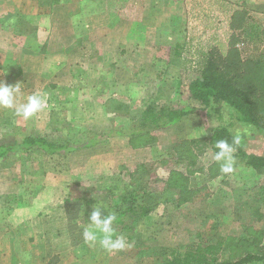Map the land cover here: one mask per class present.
I'll return each mask as SVG.
<instances>
[{
    "label": "rangeland",
    "instance_id": "obj_1",
    "mask_svg": "<svg viewBox=\"0 0 264 264\" xmlns=\"http://www.w3.org/2000/svg\"><path fill=\"white\" fill-rule=\"evenodd\" d=\"M5 4L7 0H0V8ZM129 12L128 22L133 23V14ZM7 36L0 35V46L6 44ZM124 65L127 68L120 79H109L114 67L99 72L104 79H94L97 90L93 98L89 94L77 95L73 91L75 81L59 79L65 83L53 85L48 91L49 108L27 123L10 110L0 109V135L16 129L54 137L52 128L57 121L70 123L79 130L127 127L139 117L145 104L156 98L174 106L190 105L196 112L171 127L149 131L138 139L114 138L89 151L45 159L41 170L38 159L32 164H25L23 158L14 160L0 171V264H12L11 257H16L13 264H155L161 250L186 246L200 232H208L212 239L224 238L233 255L245 249L233 246L238 239L250 244L258 240L264 246V170L242 168L233 176L222 175L211 153L197 158L196 165L190 166L191 154L184 149L189 140L208 137L228 123L232 124L233 133L247 126L231 120V112L225 106L203 109L192 103L186 87L195 72L188 68L158 66L155 71L170 78L157 77L156 82L148 79L142 91L136 83L140 81L134 74L136 70L129 62ZM248 68L240 70L243 75L239 80L244 86L260 81L261 73L256 79L246 75L253 71ZM8 70L12 72L14 67ZM127 79L133 83H119ZM6 80L0 79L8 85L24 79ZM33 85L31 92L21 87L25 97L42 91ZM257 90H261L258 94L262 97L261 85ZM241 144L248 152L264 153L261 137L250 129L249 135H242ZM37 170L40 172L34 176ZM135 173L133 179L140 180L158 197L155 211L138 224L141 244L129 242L131 248L118 252H108L99 244H85L81 201L92 190L131 181ZM170 174H174V179L168 186Z\"/></svg>",
    "mask_w": 264,
    "mask_h": 264
},
{
    "label": "crops",
    "instance_id": "obj_2",
    "mask_svg": "<svg viewBox=\"0 0 264 264\" xmlns=\"http://www.w3.org/2000/svg\"><path fill=\"white\" fill-rule=\"evenodd\" d=\"M0 35L10 36L0 46V79H24L26 92L75 81L77 95L93 98L99 72L114 67L109 79H120L128 62L142 91L148 79L170 78L158 66L196 73L211 60L256 68L264 79V0H7Z\"/></svg>",
    "mask_w": 264,
    "mask_h": 264
},
{
    "label": "trees",
    "instance_id": "obj_3",
    "mask_svg": "<svg viewBox=\"0 0 264 264\" xmlns=\"http://www.w3.org/2000/svg\"><path fill=\"white\" fill-rule=\"evenodd\" d=\"M258 74L259 70L254 68L247 75L256 79ZM242 75L241 71H232L224 62L211 60L189 81L186 87L188 97L192 103L199 104L203 109L226 105L231 112V120L249 127L261 137L264 147V79L244 86L239 80ZM260 85L262 97L258 94L261 90H257ZM196 110L190 105L174 106L156 98L147 102L139 117L127 127L79 130L70 123L57 121L52 128L54 137L15 129L0 135V171L18 158H23L25 164L40 160L38 170H41L42 161L45 159L89 151L114 138L138 139L149 131L156 132L171 127ZM231 126L232 124L228 123L213 130L208 137L191 139L185 143L184 149L191 154L190 166L196 165V159L206 153L213 154L216 151V141L225 139L231 143L234 134L230 130ZM234 155L237 165L241 168L256 172L264 170V153L248 152L240 143ZM38 170L33 173L34 176L40 172ZM135 175L136 173L131 176V181L120 186L100 188L87 193L86 198L81 201L83 226L87 225L92 205L99 198L105 203L106 213L114 212L118 217V223L113 226L115 232L124 235L128 242L141 244L138 224L155 211L158 197L152 190L139 183L140 180L133 179ZM172 175L174 174H170L168 184L166 183L168 186L174 179ZM240 241L242 240L238 239L233 246L245 249L238 255H233L229 252L224 238L212 239L208 232H200L186 246L166 247L161 250L160 258L155 264H264V246H260L258 240L252 244Z\"/></svg>",
    "mask_w": 264,
    "mask_h": 264
},
{
    "label": "clouds",
    "instance_id": "obj_4",
    "mask_svg": "<svg viewBox=\"0 0 264 264\" xmlns=\"http://www.w3.org/2000/svg\"><path fill=\"white\" fill-rule=\"evenodd\" d=\"M49 94L45 91H36L24 96L21 83L8 85L0 81V109L10 110L12 114L27 123L40 112L49 108ZM226 106V105H225ZM227 107V106H226ZM242 135H249L247 127L238 128L234 131L232 142L220 139L216 141L214 147L216 151L212 154V159L220 167L222 175L233 176L242 168L237 165L235 153L241 143ZM102 213H105L102 215ZM118 223V217L114 212L105 211V203L97 198V202L92 205L88 223L82 232L85 244H99L108 252H118L125 248H131L132 244L127 238L115 232L114 224Z\"/></svg>",
    "mask_w": 264,
    "mask_h": 264
}]
</instances>
